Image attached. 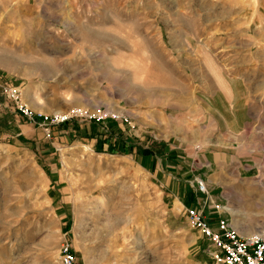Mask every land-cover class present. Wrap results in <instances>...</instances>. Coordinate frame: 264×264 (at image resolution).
<instances>
[{"label":"rangeland","instance_id":"1","mask_svg":"<svg viewBox=\"0 0 264 264\" xmlns=\"http://www.w3.org/2000/svg\"><path fill=\"white\" fill-rule=\"evenodd\" d=\"M200 202L264 232V0H0V264H217Z\"/></svg>","mask_w":264,"mask_h":264},{"label":"built area","instance_id":"2","mask_svg":"<svg viewBox=\"0 0 264 264\" xmlns=\"http://www.w3.org/2000/svg\"><path fill=\"white\" fill-rule=\"evenodd\" d=\"M20 108L33 120H39L43 124L48 135L52 134V127L71 118L89 120H105L110 114L102 107L90 108L87 106H73L65 110H59L52 114L40 115L25 104ZM196 189L202 193H208L207 181L197 176ZM206 202V201H205ZM210 205V204H209ZM205 203L189 206L187 216L189 223L198 229L210 242V253L217 264H264V234L261 232L242 233L227 217L218 216L213 224L206 214ZM77 255L72 244L64 239L60 244L59 264H76Z\"/></svg>","mask_w":264,"mask_h":264},{"label":"bare ground","instance_id":"3","mask_svg":"<svg viewBox=\"0 0 264 264\" xmlns=\"http://www.w3.org/2000/svg\"><path fill=\"white\" fill-rule=\"evenodd\" d=\"M261 233H263V234H264V232H261Z\"/></svg>","mask_w":264,"mask_h":264}]
</instances>
